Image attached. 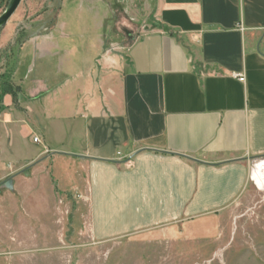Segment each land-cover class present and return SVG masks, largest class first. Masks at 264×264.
Returning <instances> with one entry per match:
<instances>
[{
  "label": "crops",
  "instance_id": "obj_1",
  "mask_svg": "<svg viewBox=\"0 0 264 264\" xmlns=\"http://www.w3.org/2000/svg\"><path fill=\"white\" fill-rule=\"evenodd\" d=\"M154 17L92 66L29 41L34 79L1 104L0 185L32 165L89 196L98 240L208 223L264 190V0H158Z\"/></svg>",
  "mask_w": 264,
  "mask_h": 264
},
{
  "label": "rangeland",
  "instance_id": "obj_2",
  "mask_svg": "<svg viewBox=\"0 0 264 264\" xmlns=\"http://www.w3.org/2000/svg\"><path fill=\"white\" fill-rule=\"evenodd\" d=\"M9 2L0 0V16ZM157 3L24 0L0 30V82H31L33 57L27 43L52 34L56 44L71 51L72 60L92 66L107 53L122 60L152 27ZM13 168L9 165L8 178L0 185V264H264V190L250 188L208 223L98 240L89 196L78 191L62 195L52 176L25 177L32 165ZM11 179L12 187L6 188ZM22 191L41 195L27 198Z\"/></svg>",
  "mask_w": 264,
  "mask_h": 264
},
{
  "label": "water",
  "instance_id": "obj_3",
  "mask_svg": "<svg viewBox=\"0 0 264 264\" xmlns=\"http://www.w3.org/2000/svg\"><path fill=\"white\" fill-rule=\"evenodd\" d=\"M24 0H10L9 5L6 11L0 16V30L5 28L8 25V22L12 19V17L17 13L18 8L22 5ZM26 174H30V168L26 170ZM13 183V179L9 180L6 184V188H11Z\"/></svg>",
  "mask_w": 264,
  "mask_h": 264
},
{
  "label": "trees",
  "instance_id": "obj_4",
  "mask_svg": "<svg viewBox=\"0 0 264 264\" xmlns=\"http://www.w3.org/2000/svg\"><path fill=\"white\" fill-rule=\"evenodd\" d=\"M0 91L2 97H0V103L5 95H13L14 98H17V92L20 91V88H16L12 82H0ZM0 110H4L3 106H0Z\"/></svg>",
  "mask_w": 264,
  "mask_h": 264
},
{
  "label": "bare ground",
  "instance_id": "obj_5",
  "mask_svg": "<svg viewBox=\"0 0 264 264\" xmlns=\"http://www.w3.org/2000/svg\"><path fill=\"white\" fill-rule=\"evenodd\" d=\"M258 167V166H257ZM256 167V168H257ZM264 170V164H261L259 167H258V170L256 171V176H254L256 182L258 183V185L262 188L264 187V185L261 183V176H262V171Z\"/></svg>",
  "mask_w": 264,
  "mask_h": 264
},
{
  "label": "built area",
  "instance_id": "obj_6",
  "mask_svg": "<svg viewBox=\"0 0 264 264\" xmlns=\"http://www.w3.org/2000/svg\"><path fill=\"white\" fill-rule=\"evenodd\" d=\"M241 81L244 82L245 79L244 78H241ZM34 143H40V140L38 138H35L34 139Z\"/></svg>",
  "mask_w": 264,
  "mask_h": 264
}]
</instances>
